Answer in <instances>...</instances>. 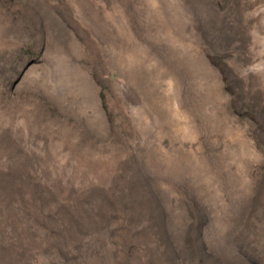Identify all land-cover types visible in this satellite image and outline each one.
I'll return each instance as SVG.
<instances>
[{
  "label": "rangeland",
  "instance_id": "obj_1",
  "mask_svg": "<svg viewBox=\"0 0 264 264\" xmlns=\"http://www.w3.org/2000/svg\"><path fill=\"white\" fill-rule=\"evenodd\" d=\"M0 264H264V0H0Z\"/></svg>",
  "mask_w": 264,
  "mask_h": 264
},
{
  "label": "trees",
  "instance_id": "obj_2",
  "mask_svg": "<svg viewBox=\"0 0 264 264\" xmlns=\"http://www.w3.org/2000/svg\"><path fill=\"white\" fill-rule=\"evenodd\" d=\"M223 77H224V75H223ZM225 78V77H224Z\"/></svg>",
  "mask_w": 264,
  "mask_h": 264
}]
</instances>
